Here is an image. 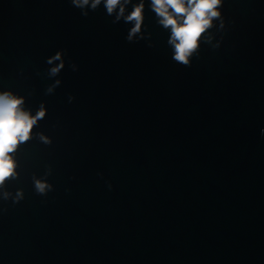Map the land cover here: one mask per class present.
I'll list each match as a JSON object with an SVG mask.
<instances>
[{"label":"water","instance_id":"1","mask_svg":"<svg viewBox=\"0 0 264 264\" xmlns=\"http://www.w3.org/2000/svg\"><path fill=\"white\" fill-rule=\"evenodd\" d=\"M222 17L185 66L154 21L129 43L102 9L0 0V91L47 109L0 186V264H264V0Z\"/></svg>","mask_w":264,"mask_h":264},{"label":"clouds","instance_id":"2","mask_svg":"<svg viewBox=\"0 0 264 264\" xmlns=\"http://www.w3.org/2000/svg\"><path fill=\"white\" fill-rule=\"evenodd\" d=\"M224 0H70L72 7L83 17L103 10L111 17L113 25L123 22L128 25L125 39L131 43L142 39L155 22L168 32L167 43L172 49V60L189 65L203 42L211 39L214 21L220 20L223 27L222 6ZM64 52L58 51L49 58L53 64L50 74L56 76L65 66ZM59 60V64L54 61ZM75 67V66H73ZM59 80L56 81L58 85ZM52 89L50 88L49 91ZM25 98L13 92L0 91V186L17 175L14 153L19 146L34 135L33 129L45 117L47 109L41 107L36 113L24 107ZM264 136V128L260 129ZM42 139H46L42 136ZM49 186L37 182L36 189L44 193Z\"/></svg>","mask_w":264,"mask_h":264}]
</instances>
